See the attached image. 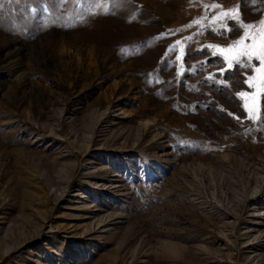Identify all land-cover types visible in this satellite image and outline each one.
Instances as JSON below:
<instances>
[{"label":"rangeland","instance_id":"obj_1","mask_svg":"<svg viewBox=\"0 0 264 264\" xmlns=\"http://www.w3.org/2000/svg\"><path fill=\"white\" fill-rule=\"evenodd\" d=\"M262 21L264 0H0V264H264V123L236 95L259 61L221 75L207 47Z\"/></svg>","mask_w":264,"mask_h":264},{"label":"snow or ice","instance_id":"obj_2","mask_svg":"<svg viewBox=\"0 0 264 264\" xmlns=\"http://www.w3.org/2000/svg\"><path fill=\"white\" fill-rule=\"evenodd\" d=\"M9 2H11V0H9ZM16 2L19 3L20 0H16ZM107 12L108 9L105 8V13ZM221 15L226 16L227 13H222ZM219 18L220 17H213L214 20ZM198 22V20H194L192 23ZM262 25H264V21H262ZM190 26L191 25H189L188 27ZM224 27H227L229 36L235 30L234 26L231 25H224ZM245 27H247V25ZM219 34L224 35V32L220 31ZM246 36L247 33H245V36H241L240 38L229 44L227 47H222L219 45H208L207 47L214 48L215 51L212 54L214 56L219 54V56L223 57V60L227 63V68L221 67L219 69V74L221 75L225 74L228 70H231L234 65L236 67L248 68L250 67V62L253 61L254 58L259 61L260 66L255 68V72L257 73V75L249 76L244 81V83L247 84L249 88L255 89V91H240L237 92L236 95L244 100V104L242 106L248 113V119L254 122L260 121L261 123H264V120L261 119L260 114V106L262 103L261 97L264 96V30H262L261 41L259 45H257L255 37L252 38V44L246 45L244 43ZM176 43L179 44L180 41H177ZM176 59L182 60L183 57L178 55ZM209 78L213 77L210 76ZM228 114L230 116L234 115L230 112ZM237 119H239V117H237Z\"/></svg>","mask_w":264,"mask_h":264},{"label":"crops","instance_id":"obj_3","mask_svg":"<svg viewBox=\"0 0 264 264\" xmlns=\"http://www.w3.org/2000/svg\"><path fill=\"white\" fill-rule=\"evenodd\" d=\"M235 12L236 13H241L242 12V9H241V6L239 5L236 9H235ZM251 32V30H250V28L248 29V31H247V35L249 34ZM260 66V64H256L254 67L256 68V67H259Z\"/></svg>","mask_w":264,"mask_h":264}]
</instances>
